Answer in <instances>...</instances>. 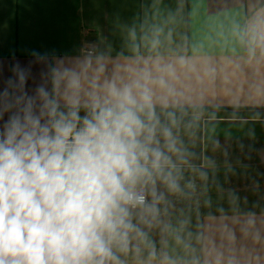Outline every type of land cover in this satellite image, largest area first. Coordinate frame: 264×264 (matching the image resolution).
Here are the masks:
<instances>
[{"label":"clouds","instance_id":"obj_1","mask_svg":"<svg viewBox=\"0 0 264 264\" xmlns=\"http://www.w3.org/2000/svg\"><path fill=\"white\" fill-rule=\"evenodd\" d=\"M159 31L147 57L134 45L128 64L109 69L89 51L48 64L31 92V66L11 67L0 90V264H261L234 229L222 227L217 244L189 216L171 219V198L197 191L185 171L208 179L212 162L192 164L178 130L187 93L215 70L165 60ZM233 35L250 62L264 60V11ZM235 223L253 246L264 242L255 212Z\"/></svg>","mask_w":264,"mask_h":264},{"label":"crops","instance_id":"obj_2","mask_svg":"<svg viewBox=\"0 0 264 264\" xmlns=\"http://www.w3.org/2000/svg\"><path fill=\"white\" fill-rule=\"evenodd\" d=\"M261 11L264 0H0V90L17 63L32 68L31 92L48 64L72 63L87 50L106 55L109 69L128 64L134 45L147 57V45L160 30L165 60L185 55L196 60L198 70L204 61L215 70L187 93L178 130L194 154L192 164L212 162L202 169L208 179L185 171L195 178L197 191L191 199L171 198V219L189 216L193 231L200 224L217 244L221 228H232L238 244L264 257V242L253 246L235 223L255 212L264 237V60L250 62L233 35ZM194 116V127L186 129ZM152 235L159 241L158 230Z\"/></svg>","mask_w":264,"mask_h":264},{"label":"built area","instance_id":"obj_3","mask_svg":"<svg viewBox=\"0 0 264 264\" xmlns=\"http://www.w3.org/2000/svg\"><path fill=\"white\" fill-rule=\"evenodd\" d=\"M89 51H92V50H87L86 52L88 53Z\"/></svg>","mask_w":264,"mask_h":264}]
</instances>
